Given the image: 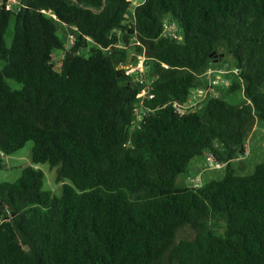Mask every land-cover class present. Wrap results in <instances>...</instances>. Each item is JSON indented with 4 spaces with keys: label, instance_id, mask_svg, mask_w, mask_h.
Wrapping results in <instances>:
<instances>
[{
    "label": "trees",
    "instance_id": "trees-1",
    "mask_svg": "<svg viewBox=\"0 0 264 264\" xmlns=\"http://www.w3.org/2000/svg\"><path fill=\"white\" fill-rule=\"evenodd\" d=\"M16 1L0 5V167L33 141V163L73 184L60 196L45 191L33 165L0 182V264H264V160L244 176L231 164L264 120V0H145L133 16L129 0ZM56 20L79 34L59 70ZM165 21L181 38L163 36ZM121 42L150 45L153 99L142 100L143 82L121 67L130 64ZM226 55L241 80L231 90L242 87L246 100L208 96L179 112L175 102ZM204 154L225 176L179 187Z\"/></svg>",
    "mask_w": 264,
    "mask_h": 264
},
{
    "label": "rangeland",
    "instance_id": "rangeland-1",
    "mask_svg": "<svg viewBox=\"0 0 264 264\" xmlns=\"http://www.w3.org/2000/svg\"><path fill=\"white\" fill-rule=\"evenodd\" d=\"M133 3L141 2L139 0H132ZM7 4V7L17 6L16 0H0V5ZM133 10L129 13V16H133ZM50 17L55 19V16L50 14ZM171 20L169 16L167 18ZM58 22L59 28L62 27L61 22ZM14 24L12 21L11 25L6 33V40L8 45H11L14 33ZM64 25V24H63ZM64 27V28H63ZM60 28V36L64 42L63 49H56L53 54L55 68L60 69L61 60L64 56L65 51L69 50L72 45L79 38V34L75 30H71L70 27L65 28L63 26ZM119 34V32H118ZM96 47L95 43L91 40L88 41L87 45L82 46L79 50V54L88 57L90 55L91 49ZM120 50L123 54L128 56V61L130 64L135 66L142 63L144 69L146 70L147 61L149 59L148 55L150 53V45L148 44H132L130 46L125 45L123 42L119 44L117 50ZM139 50V51H138ZM221 58V59H220ZM216 62L212 63L211 69L214 70V75L209 77L207 75H201L199 80L202 82L198 87L192 89V93L196 94L199 88L204 90V96H218L229 103L239 104L243 103L246 98L244 95V90L242 87L231 90V86L235 83L240 84L241 80L237 74V69L232 56L226 55L224 57L218 56ZM5 62L0 59V70L3 68ZM137 74V78L141 79L144 77L142 71L134 72ZM220 76L218 84H212V81ZM11 85L14 88H20L21 85L16 81H11ZM142 111L138 112L140 115ZM137 118V117H136ZM34 142L28 141L23 148L17 152L3 156V166L0 167V182H14L22 174L24 167L28 165H33L36 168L41 169L44 172V183L43 190L51 191L53 194L60 196L63 190V184H73L70 179H65L64 181H57V168H51L48 163L34 164L32 161V150ZM219 148H222L220 143H217ZM264 160V120L259 118L255 119V123L248 133L245 151L238 152L234 155L231 160V164L235 169V174L237 175H248L254 172L256 166ZM226 168L225 165L218 163L212 156L204 154L203 156L196 157L192 159L188 165L187 171L180 175L178 180L179 187H190V186H205L212 180H218L225 176ZM217 232L221 233L225 230V222L219 220L216 223ZM191 235V230L186 229L182 231L181 237H188Z\"/></svg>",
    "mask_w": 264,
    "mask_h": 264
},
{
    "label": "built area",
    "instance_id": "built-area-1",
    "mask_svg": "<svg viewBox=\"0 0 264 264\" xmlns=\"http://www.w3.org/2000/svg\"><path fill=\"white\" fill-rule=\"evenodd\" d=\"M131 1L132 5H131V10H134L140 3L144 2L145 0H139L141 2L138 3H133L132 0ZM163 36L168 37V36H172L173 38H181V33L177 27V25L173 22H168L165 21L164 22V32H163ZM122 68L126 69V73L127 74H134V72H138L142 71L143 74H145L147 72V69H144V66L142 63H139L138 65H133V64H128V65H122ZM206 75L211 77L214 75V70L213 69H209L206 72ZM220 76H218L217 78H215L212 81V84H218L219 80H220ZM141 82H143L144 86L142 87L140 93H139V97L143 100L144 98H148V99H153L155 97V94L153 93V86L152 83L150 81H146V76L144 75V77H142ZM204 90L202 88H199V90L197 91L196 94H193L190 96V98L185 102V103H179V102H175V107L177 108V110L181 113H185L186 111L190 110V111H196L197 109L201 108V102L204 99ZM141 117L140 115L137 113V118L136 120L140 121Z\"/></svg>",
    "mask_w": 264,
    "mask_h": 264
},
{
    "label": "crops",
    "instance_id": "crops-1",
    "mask_svg": "<svg viewBox=\"0 0 264 264\" xmlns=\"http://www.w3.org/2000/svg\"><path fill=\"white\" fill-rule=\"evenodd\" d=\"M63 24H64V23H61V25H60V26H62V27H63V26H65V28H68V27H70V28H71V30H75V31H77L75 27H73V26H68V25H66V24H64V25H63ZM62 27H60V28H62ZM60 28H59V29H60ZM63 28H64V27H63ZM59 33H60V30H59ZM77 33H78V32H77ZM222 57H223V56H222ZM216 61H217V60H216ZM204 98H205V97H204Z\"/></svg>",
    "mask_w": 264,
    "mask_h": 264
}]
</instances>
